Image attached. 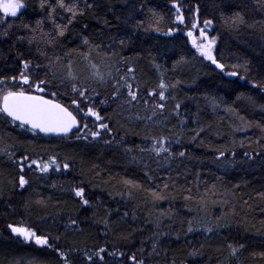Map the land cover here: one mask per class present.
I'll return each mask as SVG.
<instances>
[{
	"label": "trees",
	"instance_id": "trees-1",
	"mask_svg": "<svg viewBox=\"0 0 264 264\" xmlns=\"http://www.w3.org/2000/svg\"><path fill=\"white\" fill-rule=\"evenodd\" d=\"M19 2L0 9V95L78 124L0 112V264H264V0ZM213 40L220 68L197 50Z\"/></svg>",
	"mask_w": 264,
	"mask_h": 264
},
{
	"label": "snow or ice",
	"instance_id": "snow-or-ice-1",
	"mask_svg": "<svg viewBox=\"0 0 264 264\" xmlns=\"http://www.w3.org/2000/svg\"><path fill=\"white\" fill-rule=\"evenodd\" d=\"M63 6V5H61ZM24 5L17 0V2H9L0 5L5 14H10L11 16H17V10L23 8ZM179 11V9H177ZM178 20L182 21V17H178ZM211 22H206V26ZM195 27V25H193ZM191 36V33H188ZM203 35V33H202ZM195 44V41L193 42ZM213 41H210L207 46L200 45L197 47V50L203 55L206 59L212 60L213 63H216L211 55V47ZM217 67H222L217 65ZM235 75V73H232ZM27 77H24V83H27ZM161 88L164 87L163 84L160 85ZM38 90L39 87H38ZM83 95V93H81ZM129 96L133 100L136 99L135 92L129 91ZM161 99H164L163 93H161ZM0 112L6 113L8 116L12 117L13 120H18L21 122V126L28 124L32 129H39V131L44 133L55 132V133H67L75 126L76 120L70 112L62 108L59 104H54L49 100H44L42 97L24 95L23 92L15 93L9 92L3 97V105L0 107ZM88 115H93L97 120L100 119V116L89 109ZM101 128H105L106 125H101ZM97 133H93V136ZM183 155V153H181ZM35 163V161H33ZM41 171H47V165L41 168ZM25 181L21 178V185ZM78 196L81 195V192L76 193ZM13 232H17L25 236V239L30 236L35 235L34 233L26 232L24 229L13 228ZM37 244H45L46 240L37 238Z\"/></svg>",
	"mask_w": 264,
	"mask_h": 264
},
{
	"label": "water",
	"instance_id": "water-1",
	"mask_svg": "<svg viewBox=\"0 0 264 264\" xmlns=\"http://www.w3.org/2000/svg\"><path fill=\"white\" fill-rule=\"evenodd\" d=\"M189 40H190V42H191L192 44H194V43H193V42H194V38H193V36H190V37H189ZM212 57H213V56H212ZM11 92H15V93L23 92L24 95H30V96H38V97H42L44 100H49V101H51V102L54 103V104H59L62 108L66 109L68 112H70V113L72 114L73 117H75V115H74V114L70 111V109H68L65 105H63L62 103H60V102L57 101V100H54V99L49 98V97H46V96H44V95H42V94H39V93H33V92H27V91H11ZM8 93H9V92H8ZM8 93H6L5 95H7ZM5 95H4V96H5ZM4 96H3V97H4ZM3 97H2V99H1V101H0V107H2V105H3ZM2 113H3V112H2ZM3 114H4L7 118H9L10 120H12L13 122L18 123V124L21 125V122H20V121H18V120H13L12 117L8 116L6 113H3ZM75 120H76V124H75V126L72 127L71 130H70L69 132H67V133H55V132L44 133V132L39 131V129H32L31 126L28 125V124H25V125H23V126L26 127V128H28V129H30V130H32L34 133L39 134V135H44V136H54V137H63V136H65V135H68V134L72 133V132L76 129L77 124H78L76 117H75Z\"/></svg>",
	"mask_w": 264,
	"mask_h": 264
},
{
	"label": "rangeland",
	"instance_id": "rangeland-1",
	"mask_svg": "<svg viewBox=\"0 0 264 264\" xmlns=\"http://www.w3.org/2000/svg\"><path fill=\"white\" fill-rule=\"evenodd\" d=\"M9 2H17V0H0V5H2V4H4V3H9ZM1 9V11H2V13H4L3 12V10H2V8H0ZM5 14V13H4ZM7 15H10V14H7ZM194 41H195V39H194ZM212 64H214V66L216 67V68H220V67H217V65L218 64H216V63H212ZM225 75L226 76H230V77H233L234 75H232V73L231 72H225ZM2 98V95H0V99ZM21 181V180H20ZM37 238H41V239H44V237H42V236H39V235H33L32 237H31V241L33 242V243H35V244H37L36 243V239ZM37 245H42V244H37Z\"/></svg>",
	"mask_w": 264,
	"mask_h": 264
}]
</instances>
